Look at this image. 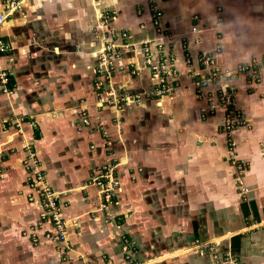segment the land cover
<instances>
[{"label": "crops", "instance_id": "crops-1", "mask_svg": "<svg viewBox=\"0 0 264 264\" xmlns=\"http://www.w3.org/2000/svg\"><path fill=\"white\" fill-rule=\"evenodd\" d=\"M7 1L0 0L7 13L0 40L9 46L0 54L9 81L8 93L0 85V264H264V0L214 4L223 16L221 49L213 56L219 73L258 64L254 81L224 78L201 87V96L197 77L209 71L198 54L214 47L205 31L214 21L213 0H12L10 12ZM151 5L163 12L160 28ZM158 29L171 32L164 49L176 71L170 96L154 94L159 78L140 47L164 39ZM102 35L123 46L114 62L123 66L114 77L121 90L155 96L102 112L84 102ZM221 84L246 121L230 134L214 95ZM79 109L92 116V142L75 132ZM98 115L103 123L96 129ZM104 141L119 184L116 201L99 207L102 188L88 181L103 163ZM30 156L65 225L73 226L67 252L46 235L35 245L20 233L43 210L22 164Z\"/></svg>", "mask_w": 264, "mask_h": 264}, {"label": "built area", "instance_id": "built-area-1", "mask_svg": "<svg viewBox=\"0 0 264 264\" xmlns=\"http://www.w3.org/2000/svg\"><path fill=\"white\" fill-rule=\"evenodd\" d=\"M7 12H10L14 10L16 5L12 0L7 1ZM154 24L159 27L160 25V19H161V13L158 10V8L154 7ZM7 14V13H6ZM6 14L4 10L0 9V27L2 24L5 22L6 19ZM160 28V27H159ZM158 32L160 35H163L165 38L164 39H159V41H148L145 44H147L144 48V54L146 57V65L150 68V70L155 73V75L159 78V83H158V88L155 90V95L156 96H165L167 94H171L174 92V89L176 87V71L174 68V58L166 54L164 51L165 49V44L168 42H164L165 39H167V35L164 33V30L158 29ZM121 38H126L127 34L126 32H122L120 35ZM123 46L122 45H117L114 43V40L111 39L110 41H107L104 46L102 47V50L98 51L95 53V55L103 62V65H111L113 67L114 62L118 61L120 59V52L119 49H121ZM9 50V46L6 44V42H3L0 40V54L1 53H6ZM155 52V53H154ZM208 53V54H206ZM215 53V52H214ZM217 53V52H216ZM206 55L211 56V52H204V54L200 55L198 54V60L199 62L205 67L209 69V74L211 73L210 77L209 74L207 76V79L204 80L202 77L201 79H198L196 81V87L200 88L201 86L204 87L206 85H216L219 84L222 79L224 78H229V77H235L238 75H245L249 79H247L249 82L254 81L255 78V69L257 66V62L253 61L250 64H242L237 66L233 72H225V73H219V70L217 66L215 65L214 62V54L210 58H208ZM201 57V58H199ZM155 60V61H154ZM218 79L214 78L216 75ZM169 77H172V81H169ZM8 76L5 72L0 71V85L2 87V91L4 93H8ZM202 84V85H201ZM96 89H99L100 86L99 84L96 83L95 85ZM200 91V90H199ZM201 92V91H200ZM214 95L216 98L221 102V105L225 109L226 112L229 114L227 115L226 123H223L222 128L223 132L226 134H230L231 131L236 129L239 126L244 125L246 122L245 119L243 118V114L234 109V111L228 109L229 107L233 106V97L231 91L221 84L219 85L218 89L215 90ZM230 142V139L228 140ZM33 156H30L29 159L25 160V168L26 170H29L33 177L32 181L33 183L31 184V188L34 190V186L37 187L40 195L39 197L42 199L41 202V207L43 208L41 217L43 219L47 218L48 223L52 226V230L54 232L53 235L47 234V238H51L57 242L58 240H64V237L62 235V230L65 227V222L63 223L61 218H59V208L56 206V200L53 198V194L49 188L45 184L44 177L41 175V170L37 166L38 162H34L32 160ZM31 159V160H30ZM29 160L33 162L35 165L29 164ZM234 162V161H233ZM235 164V163H234ZM238 168L239 171H242V167L239 166L238 164H235ZM33 168H35V171L33 172ZM104 171L101 172L100 176H97L96 178H105L107 177L108 180H106L105 183H100V187L102 188V192L105 194L106 200H109V197L111 195H116L113 193V186H116L118 188V181L116 180V175L114 174V167L111 164H108L106 167L103 168ZM106 179V178H105ZM29 198L32 200L33 196L32 194L29 195ZM46 209L48 210V214H44L46 212ZM126 241V240H125ZM127 249V248H125ZM203 250L207 249V246L202 247ZM128 257H130V254H127ZM232 263V262H231ZM232 264H236L233 262Z\"/></svg>", "mask_w": 264, "mask_h": 264}, {"label": "rangeland", "instance_id": "rangeland-1", "mask_svg": "<svg viewBox=\"0 0 264 264\" xmlns=\"http://www.w3.org/2000/svg\"><path fill=\"white\" fill-rule=\"evenodd\" d=\"M219 2V0H213L211 1V3L214 5L215 3ZM215 6V5H214ZM213 6V9H212V6L210 5V8L213 10L212 13L214 14V21L213 23L211 24L210 27H208L207 29H205L206 33L207 32H210L211 36L213 35V37H211V40L213 41V49H212V52H211V56H213V54H215L216 52H219V50L221 49L220 48V37L222 35V24H223V16L221 15V6L220 5H216L215 7ZM150 10V15L152 17V21L154 23V13H155V9L154 7L151 5V7L148 8ZM161 13V18H162V15H163V12L158 9ZM193 23L196 24L198 23L199 21V18L198 16H194L193 17ZM158 27L157 25L154 24V28ZM196 27V26H195ZM159 28V27H158ZM195 28L191 30V32H195ZM199 30V29H198ZM164 33L167 35V39H165L164 42H169V39L171 37V32L169 30H165L164 29ZM102 34V33H101ZM101 34H100V37H101ZM121 34V32H120ZM196 34V33H195ZM104 37V39H103ZM107 36L105 35H102V39L105 40L103 42V44L106 43V40L108 39V37L106 38ZM114 39V43H116V39L117 38H113ZM117 44V43H116ZM147 44H141L140 47H142V51L144 52V48ZM184 45H186V43L184 42ZM101 47L102 46V43H101ZM99 48V51L102 50V48ZM120 52V50H119ZM205 51H199V54L202 55L204 54ZM215 52V53H214ZM208 54V53H206ZM208 58H210L211 56L210 55H206ZM186 58L188 59L189 57L186 56ZM201 58V57H199ZM99 63V64H98ZM98 65H96L97 67H94L92 68L91 70V88H90V95L89 96V101H88V98H85L84 99V102L86 104H95L96 103V108L98 109L99 108V111L98 112H102L103 110L107 109V110H110V109H115L116 107H122L124 105V103H131V104H134V105H139L140 102L143 101V97H146V95H150V96H155L153 95V92H147V94H144L143 97H141L139 94H132L131 97H129L130 95L125 91L121 90L122 87H119L120 84H122L121 82H118L116 80H114V77L118 78L119 75H121V73H123V66L122 65H119L117 63H115V65H113V67L111 65H103V62H101V60L98 58V61L97 63ZM200 66L202 65L200 62H199ZM99 67V68H98ZM207 70L209 71V69L207 68ZM98 71H101L104 75H105V81L104 82H101L100 80H98ZM209 73H206L204 74V72H199L198 74V77L197 79H201L202 77L204 78V80L207 79V76H208ZM211 73L209 74V77H210ZM110 76V79L108 78ZM217 76H220L217 75L214 77L216 79ZM99 84L100 88L99 89H96L95 88V85ZM202 85V84H201ZM202 87V86H201ZM200 87V88H201ZM200 88L197 87L196 89V94L198 96H201L202 95V92H200ZM168 96H170L171 94H167ZM163 96V95H162ZM130 101V102H129ZM216 102H219V100L216 98ZM209 105L210 104V101H209ZM218 105H220L222 108L223 106L221 105V102L218 103ZM228 109H230L231 111L233 110L234 111V107L231 106L229 107ZM84 110V109H83ZM212 111H215V109H210ZM225 110V109H224ZM115 111V110H113ZM211 111V112H212ZM241 111V110H240ZM79 115H78V118L76 117V126H75V132L78 133V134H82V131H84V134H85V137L89 140L88 142H92L88 136V133L91 134V129H93L91 126V115L90 114H87L86 111H81L79 109L78 111ZM229 113L225 111L224 113V116H223V121L222 123H226V119H227V115ZM96 118V122L94 121V125L93 126H96L95 124L96 123H99V124H102L103 123V120L101 118H99V115L95 117ZM115 118V117H113ZM86 128H89L88 129V133H87V130ZM96 129H97V126H96ZM101 136L103 135V132L101 131ZM231 143L228 142V148H232V145H230ZM90 148V149H89ZM104 155H102L100 157V159L103 161V163L99 164L95 170H96V173L95 175H93L94 177L91 178V181H88V182H94L96 183V186L97 187H100V183H105L106 180H108L107 177H105L104 179L103 178H99L97 179L96 177L97 176H100L101 172L104 171V167H106L108 164L106 163V160L105 159V156L108 155L110 152H111V149H109L107 143L104 141ZM88 151L92 152L93 154H95V148H94V144L93 143H90L89 147H88ZM106 163V164H105ZM25 168V164L22 163ZM113 165V164H112ZM26 170V168H25ZM27 171V170H26ZM116 172V171H114ZM41 175L44 176V174L41 172ZM117 175V174H116ZM117 177V176H116ZM116 180L118 181L119 183V180L118 178H116ZM44 181L46 182V180L44 179ZM114 188H113V193L116 194V191H117V187L112 185ZM34 189H37V187L34 186ZM37 193V192H36ZM38 194V195H37ZM36 194V197L40 195V193L38 192ZM99 194H100V200L98 201L99 202V207H101L100 205H107L109 202L110 203H114L116 201V198H117V195H111V197H109V200L107 201L106 200V197H105V194L101 191V189L99 190ZM44 202V201H42ZM56 206H58L59 208V204L56 203ZM60 210V209H59ZM96 212V211H93V213ZM48 210L46 209V212L44 214H48ZM60 211H59V218H61L62 222L64 223L65 220L60 216ZM48 223L47 221V218L46 219H43L42 217L38 218L36 221H35V224L29 228L27 227H23V228H20V233L21 234H26L27 236H30V239L32 241H34L35 245L36 243H39V239H44V235H47V234H51L53 235L52 232H54L53 230H51V225H48V227H44V225ZM49 224V223H48ZM27 226V225H26ZM73 227L72 225L70 224H66L65 227L63 228V230L61 231L62 232V235L65 239L64 240H58L56 243L54 241V243H52L53 247L57 250V251H64V252H67L69 250H71V246L70 244L68 243V239H67V234H68V231H70V228ZM25 229V230H24ZM73 229V228H72ZM18 230V229H17ZM52 238V237H51ZM65 255H63L64 257ZM127 259V258H126ZM107 262V260H105Z\"/></svg>", "mask_w": 264, "mask_h": 264}, {"label": "trees", "instance_id": "trees-1", "mask_svg": "<svg viewBox=\"0 0 264 264\" xmlns=\"http://www.w3.org/2000/svg\"><path fill=\"white\" fill-rule=\"evenodd\" d=\"M37 137V136H36Z\"/></svg>", "mask_w": 264, "mask_h": 264}]
</instances>
